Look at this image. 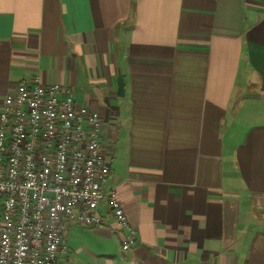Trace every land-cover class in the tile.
Returning a JSON list of instances; mask_svg holds the SVG:
<instances>
[{
	"label": "crops",
	"instance_id": "0c3cea01",
	"mask_svg": "<svg viewBox=\"0 0 264 264\" xmlns=\"http://www.w3.org/2000/svg\"><path fill=\"white\" fill-rule=\"evenodd\" d=\"M35 75L100 114L137 231L101 203L67 264H264V0H0V105Z\"/></svg>",
	"mask_w": 264,
	"mask_h": 264
},
{
	"label": "built area",
	"instance_id": "2783aa9c",
	"mask_svg": "<svg viewBox=\"0 0 264 264\" xmlns=\"http://www.w3.org/2000/svg\"><path fill=\"white\" fill-rule=\"evenodd\" d=\"M102 118L73 91L39 76L20 80L0 105V264H67L70 223L96 226L105 203L123 230L136 228L109 182Z\"/></svg>",
	"mask_w": 264,
	"mask_h": 264
},
{
	"label": "water",
	"instance_id": "95a60500",
	"mask_svg": "<svg viewBox=\"0 0 264 264\" xmlns=\"http://www.w3.org/2000/svg\"><path fill=\"white\" fill-rule=\"evenodd\" d=\"M123 77L121 75L118 76V94L122 95L123 94Z\"/></svg>",
	"mask_w": 264,
	"mask_h": 264
}]
</instances>
